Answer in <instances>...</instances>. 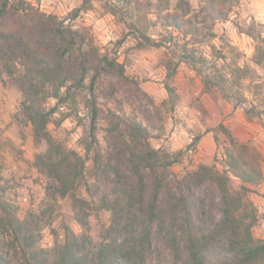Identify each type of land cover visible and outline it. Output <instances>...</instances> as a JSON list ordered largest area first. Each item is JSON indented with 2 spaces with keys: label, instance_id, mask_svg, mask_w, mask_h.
Instances as JSON below:
<instances>
[{
  "label": "rangeland",
  "instance_id": "374dc122",
  "mask_svg": "<svg viewBox=\"0 0 264 264\" xmlns=\"http://www.w3.org/2000/svg\"><path fill=\"white\" fill-rule=\"evenodd\" d=\"M127 1L132 2L133 13H136L135 4L144 5L139 10L144 15L142 24L147 27V35L156 42L166 40V45L139 47L138 38L128 33L131 20L124 15L125 11L117 15L110 13V3L118 4L114 1L91 0L90 10L81 13L75 21L69 20L68 14L82 0L12 1L15 7L25 2L45 14L56 15L73 30L87 34L101 56L124 67L123 78L101 72L92 95L87 88L82 89L74 100L57 105L50 118L47 130L54 141L65 152H76L85 160L83 179L64 197L54 192L53 181L36 165L37 156L44 154L47 146L44 142L35 144L31 126L20 120L22 96L16 86V76L4 75L0 79L2 198L18 220L26 223L30 250L37 252L46 264L56 260L66 235L79 238L81 252L89 261L102 243L118 236L112 230L113 212L110 210L115 196L92 163L97 152L104 158L108 155L110 114L121 121L141 122L148 129V143L154 149L173 155L181 152L178 162L168 169L172 183L200 165L213 167L218 172L226 171L224 148L228 143L217 129L224 121L234 119L240 126L244 119L264 131V64L254 63L256 41L248 35L259 34L264 38V0H232L231 6H226L228 16L222 21L204 20L201 8L206 0H187L191 15L197 17L201 35L197 40L185 39L187 50L204 61L201 69L206 74L225 78L231 99L223 97L216 88L206 90L196 69L178 62V56L183 54L182 37L156 19L160 12H172L177 0ZM208 32L214 37L206 35ZM125 34L130 35L123 39ZM170 38L172 41L168 42ZM169 61L176 64V72L167 80ZM166 82L175 90L173 100L165 89ZM88 83L86 80V85ZM92 103L98 110L93 136L90 132ZM55 105L54 99L46 102V108ZM232 137L260 157L263 179L250 187L244 200L250 204L247 213L256 218L251 233L255 239L264 240V141L258 143L248 139L249 136ZM87 147H90L88 155ZM229 185L239 191L241 182L230 175ZM116 191L120 196L123 190ZM124 220L125 217L122 222ZM0 248L4 264H23L10 231L0 229ZM147 260L151 264H169L164 250L154 251Z\"/></svg>",
  "mask_w": 264,
  "mask_h": 264
},
{
  "label": "trees",
  "instance_id": "16d2710c",
  "mask_svg": "<svg viewBox=\"0 0 264 264\" xmlns=\"http://www.w3.org/2000/svg\"><path fill=\"white\" fill-rule=\"evenodd\" d=\"M12 1L0 0V79L4 75L16 76L22 96L20 120L31 126L35 144L44 142L47 146L45 153L37 156L36 165L53 181L54 192L64 197L83 179L85 160L76 152H65L54 141L47 130L50 118L57 105L74 100L82 89L87 88L92 95L101 72L123 78L124 67L101 56L87 34L73 30L56 15L45 14L25 2L15 7ZM107 1L118 3L108 6L113 15L125 11L124 15L131 20L128 33L138 38L139 47L166 45V40L156 42L147 35V27L142 24L144 15L139 10L143 4H135L133 13L132 2ZM122 2L126 6H118ZM231 3L232 0H206L201 8L204 20H225L226 6ZM90 8L91 0H82L69 12L68 19L75 21ZM156 19L182 37L183 54L178 56V62L196 69L206 90L216 88L223 97L233 98L226 90L225 78L206 74L201 69L204 61L187 50L185 39L197 40L201 36L189 2L177 0L172 12H160ZM129 35L125 34L123 39ZM206 35L214 37L212 32ZM248 35L256 41L254 63L263 65L264 38ZM171 41L170 38L168 42ZM175 72L176 64L169 61L166 79L170 80ZM165 89L173 100L174 88L166 82ZM49 99L56 100V105L46 108ZM97 116L96 104L92 103V136ZM217 129L228 143L224 148L226 171L200 165L172 183L168 169L178 162L181 152L173 155L154 149L148 143V129L141 122L121 121L110 114L108 155L104 158L97 152L92 163L115 196L110 210L112 230L118 236L102 243L89 261L81 252L79 238L66 235L53 264H151L147 259L158 250L167 251L169 264H264V240L253 237L251 229L256 218L247 213L250 204L244 200L250 187L263 179L260 157L249 146L234 140L223 124ZM89 152L87 147L86 155ZM230 175L241 182L239 191L231 189ZM118 189L123 190L120 196ZM25 224L2 198L0 186V229L13 235L23 264H46L37 252L30 250ZM1 252L0 248V264H4Z\"/></svg>",
  "mask_w": 264,
  "mask_h": 264
},
{
  "label": "crops",
  "instance_id": "0c3cea01",
  "mask_svg": "<svg viewBox=\"0 0 264 264\" xmlns=\"http://www.w3.org/2000/svg\"><path fill=\"white\" fill-rule=\"evenodd\" d=\"M234 119L232 120H227L223 122L224 127H226L230 133L234 136H249L248 139H253L257 141L258 143H261V141H264V131L262 130V127L256 124H253L249 121H246L242 119L241 125L243 126H238L237 122H233ZM243 134V135H242ZM249 134V135H248ZM240 140L244 141V138H240ZM246 140V139H245Z\"/></svg>",
  "mask_w": 264,
  "mask_h": 264
}]
</instances>
